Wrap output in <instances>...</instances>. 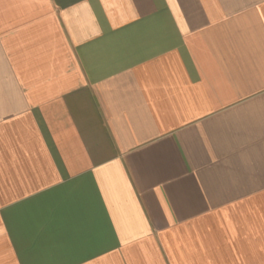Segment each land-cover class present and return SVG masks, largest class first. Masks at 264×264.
I'll return each instance as SVG.
<instances>
[{"label":"crops","instance_id":"0c3cea01","mask_svg":"<svg viewBox=\"0 0 264 264\" xmlns=\"http://www.w3.org/2000/svg\"><path fill=\"white\" fill-rule=\"evenodd\" d=\"M0 264H264V0H0Z\"/></svg>","mask_w":264,"mask_h":264}]
</instances>
